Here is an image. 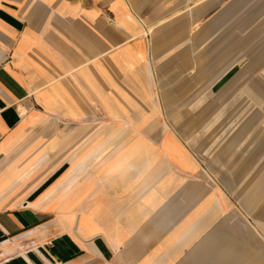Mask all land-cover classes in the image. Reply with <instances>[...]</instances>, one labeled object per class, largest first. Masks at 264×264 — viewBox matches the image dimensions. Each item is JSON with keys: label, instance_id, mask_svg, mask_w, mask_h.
I'll return each instance as SVG.
<instances>
[{"label": "crops", "instance_id": "obj_1", "mask_svg": "<svg viewBox=\"0 0 264 264\" xmlns=\"http://www.w3.org/2000/svg\"><path fill=\"white\" fill-rule=\"evenodd\" d=\"M228 11L264 18V0H0V264H264L256 250L223 253L239 209L264 241V127L235 192L209 185L186 143L147 120L158 108L144 37L160 19ZM100 123L121 130L92 170L80 147Z\"/></svg>", "mask_w": 264, "mask_h": 264}, {"label": "rangeland", "instance_id": "obj_2", "mask_svg": "<svg viewBox=\"0 0 264 264\" xmlns=\"http://www.w3.org/2000/svg\"><path fill=\"white\" fill-rule=\"evenodd\" d=\"M207 4V13H214L215 2ZM183 20L160 19L155 32L144 37L153 48L150 61L159 110L158 117L147 120L165 123L186 143L209 185L223 186V191L234 187L236 192L247 179L232 177V173H242L245 156L253 148L252 140L264 127V98L259 105L249 95L253 91L264 95V18H234L228 11L218 18L189 17L187 24ZM167 25L175 26L174 32H163ZM182 27L191 31L177 33ZM113 120L116 119L101 118L94 122ZM102 127L97 124L91 131L89 146L80 147L83 154L93 155L92 161L85 163L92 170L104 164L101 158L110 155L118 136L115 134L121 130L115 125L112 129ZM156 130L150 126L139 131L152 136ZM238 213L239 235L223 245V253H264L263 237L247 226L251 219L247 220L241 209ZM208 215L218 216L215 211ZM224 228L231 232L230 226ZM214 233V226L207 231V235Z\"/></svg>", "mask_w": 264, "mask_h": 264}, {"label": "bare ground", "instance_id": "obj_3", "mask_svg": "<svg viewBox=\"0 0 264 264\" xmlns=\"http://www.w3.org/2000/svg\"><path fill=\"white\" fill-rule=\"evenodd\" d=\"M148 65H149V63H148ZM148 67V71H149V75H150V77H152L153 76V72H152V68H151V66L149 65V66H147ZM154 77V76H153ZM153 79V78H152ZM151 79V80H152ZM154 85V84H153ZM154 87V86H153ZM158 115H159V110H158V114H157V117H158ZM146 115H143V117H145ZM165 140H167V139H165ZM169 140V139H168ZM163 146V145H162ZM172 146H173V144H172ZM165 147V146H164ZM164 147H163V149H164ZM174 148H175V146H174ZM176 149V148H175ZM167 149H165V151H166ZM169 151V150H168ZM169 153V152H168ZM180 153V152H179ZM183 153V152H182ZM170 154H172V153H170ZM178 154V153H177ZM185 154V153H184ZM194 165V164H193ZM194 168H195V170H197V168L194 166ZM214 180V179H213Z\"/></svg>", "mask_w": 264, "mask_h": 264}]
</instances>
